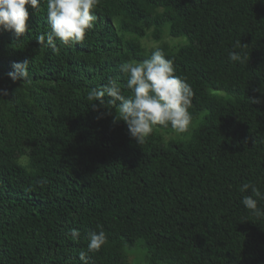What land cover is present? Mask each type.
<instances>
[{
    "label": "trees",
    "instance_id": "16d2710c",
    "mask_svg": "<svg viewBox=\"0 0 264 264\" xmlns=\"http://www.w3.org/2000/svg\"><path fill=\"white\" fill-rule=\"evenodd\" d=\"M94 14L82 42L55 49L39 41L47 0L19 38L0 31V264H126L137 243L149 264H264V217L240 191L264 192V0H98ZM164 29L186 42L160 48L193 90L192 122L202 117L187 143L153 131L137 145L118 109L88 96L149 58L124 35L159 42ZM232 50L248 57L233 63ZM101 229L106 243L81 259Z\"/></svg>",
    "mask_w": 264,
    "mask_h": 264
},
{
    "label": "clouds",
    "instance_id": "9594fccd",
    "mask_svg": "<svg viewBox=\"0 0 264 264\" xmlns=\"http://www.w3.org/2000/svg\"><path fill=\"white\" fill-rule=\"evenodd\" d=\"M41 3L42 0H0V31H10L17 38L22 36L27 31L29 10L34 14L40 10ZM97 4L98 0H47L50 31L41 35L39 41L46 42L53 49L57 41L63 45L82 42L97 20L94 14ZM247 57L248 53L236 50L228 53V59L233 63L242 62ZM173 64L160 47L153 45L149 58L120 64L119 71L126 77L123 86L116 79L109 78L107 83L92 89L88 96L89 101H94L91 107L107 109L108 105L117 108L119 117L115 116V120L126 125L130 138L137 145L145 143L158 125L171 127L177 135L183 136L192 123L189 109L194 93L184 79L175 75ZM12 67L14 71L8 76L13 83L26 80L27 62L15 63ZM122 87L129 90L130 95L125 96ZM4 95L7 90L0 89V96ZM249 190L251 195L243 196L242 205L256 218L264 217V209L258 206V200H264V192L249 183H244L240 189L242 193ZM87 239V251L81 252V259H85L88 253L100 251L107 236L101 229L90 232Z\"/></svg>",
    "mask_w": 264,
    "mask_h": 264
},
{
    "label": "rangeland",
    "instance_id": "374dc122",
    "mask_svg": "<svg viewBox=\"0 0 264 264\" xmlns=\"http://www.w3.org/2000/svg\"><path fill=\"white\" fill-rule=\"evenodd\" d=\"M114 25L117 27L118 20H115ZM124 39L133 40V41L138 42L144 55H148L151 52L153 45L158 46V47L166 46L169 49V51L175 52L178 48L186 44L184 39H177V40L171 39L168 36L167 29H164L161 31V39L159 42H155L153 40L151 36V30L147 31L146 36L142 39H137L136 37L132 35H124ZM218 97L223 98V99L227 98V96L223 94H218ZM201 117L202 115L197 117L191 123L189 131L183 136L177 135L174 132V130H171V131L154 130V133L159 137L160 141L163 144H166L170 141L187 143L189 141L191 133L200 123ZM21 163L24 164L25 160H21ZM124 258H125L126 264H149L147 261V252L143 248L141 243H137L131 249H124Z\"/></svg>",
    "mask_w": 264,
    "mask_h": 264
}]
</instances>
